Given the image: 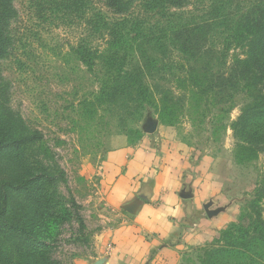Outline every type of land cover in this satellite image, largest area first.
I'll return each instance as SVG.
<instances>
[{
  "label": "trees",
  "instance_id": "trees-1",
  "mask_svg": "<svg viewBox=\"0 0 264 264\" xmlns=\"http://www.w3.org/2000/svg\"><path fill=\"white\" fill-rule=\"evenodd\" d=\"M136 1L106 0L115 18L91 0H35L33 7L44 22H85L89 34L75 52L99 77L96 101L123 112L124 122L153 107L163 123L174 126L186 105L222 109L244 95L247 102L232 124L238 163L256 159L264 152V0H209L191 13H185L189 0ZM17 16L14 0H0V62L14 44ZM233 50L241 54L231 57ZM8 88L0 66V264H60L45 255L47 229L60 221L46 193L54 176L35 167L29 176L12 173L28 163L25 149L44 136L12 110ZM257 196L264 199V185ZM257 215L252 232L230 242L233 248H201V263L220 264L227 254L232 264H264V217Z\"/></svg>",
  "mask_w": 264,
  "mask_h": 264
},
{
  "label": "rangeland",
  "instance_id": "rangeland-1",
  "mask_svg": "<svg viewBox=\"0 0 264 264\" xmlns=\"http://www.w3.org/2000/svg\"><path fill=\"white\" fill-rule=\"evenodd\" d=\"M34 1L14 0L18 11L11 27L14 44L0 66L9 86L8 102L12 110L27 126L41 132L44 140L25 149L29 150L28 163L18 172L12 169V173L29 176L33 167L52 173L55 181L47 184L46 193L60 221L51 222L47 229L50 248L45 252L46 258L60 264H84L94 253L96 237L121 219L120 212L106 202L109 183L104 158L108 140L114 135L137 140L143 117H153L156 110L150 107L143 117L139 115L124 122L123 112L100 105L95 99L100 90L99 77L75 52L81 38L89 34L85 22L79 26L52 19L44 22L36 15ZM208 1L189 0L185 13L197 11ZM91 2L107 17H116L106 0ZM236 54L241 51H231V57ZM246 102L247 98L239 95L222 109L205 103L200 108L186 105L174 123L180 138L197 153L224 150L229 146L240 166L233 169L230 177L232 191L240 201L237 219L216 232L205 246L186 252L182 264H202L203 249L212 243L222 252L233 248L230 242L238 243V236L246 237L252 232L257 214L264 217V199L257 196L264 185V152L252 161L238 163V138L232 129ZM22 207L16 205L19 211ZM229 232H233V237L226 236ZM219 261L220 264L233 262L227 254L221 255Z\"/></svg>",
  "mask_w": 264,
  "mask_h": 264
},
{
  "label": "crops",
  "instance_id": "crops-1",
  "mask_svg": "<svg viewBox=\"0 0 264 264\" xmlns=\"http://www.w3.org/2000/svg\"><path fill=\"white\" fill-rule=\"evenodd\" d=\"M154 112L137 141L108 140L106 202L121 219L96 237L84 264H182L238 217L230 177L240 166L229 146L197 153Z\"/></svg>",
  "mask_w": 264,
  "mask_h": 264
},
{
  "label": "built area",
  "instance_id": "built-area-1",
  "mask_svg": "<svg viewBox=\"0 0 264 264\" xmlns=\"http://www.w3.org/2000/svg\"><path fill=\"white\" fill-rule=\"evenodd\" d=\"M110 248H111V246H110Z\"/></svg>",
  "mask_w": 264,
  "mask_h": 264
}]
</instances>
